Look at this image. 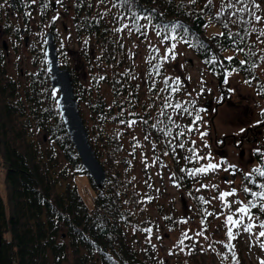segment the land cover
I'll use <instances>...</instances> for the list:
<instances>
[{
    "label": "rangeland",
    "instance_id": "obj_1",
    "mask_svg": "<svg viewBox=\"0 0 264 264\" xmlns=\"http://www.w3.org/2000/svg\"><path fill=\"white\" fill-rule=\"evenodd\" d=\"M74 1L51 0L42 7L39 0H20L18 5L0 0V45L7 73L19 89L35 78L39 92L56 106L57 89L50 87L49 76L45 79L44 34L53 32L59 62L74 80L89 140L105 167L102 184L93 186L86 169L71 171L47 129L36 128L60 166L67 168L66 177L86 205H93L98 190L114 195L126 238L156 264H264V237L259 236L264 208L251 206L247 214L238 211L248 199L242 172L258 167L256 151L264 150V127L255 130L257 123H264V0H211L214 9L226 7L229 12L246 2L262 17L257 21L246 12L242 30L248 36L237 47L242 51L253 47L260 63L251 73L224 69L221 77L210 71L189 43L175 37L170 41L159 26L139 17L141 30H136L113 0H89L88 16L101 18L103 24L96 30L83 28ZM205 25L207 32L221 30L214 20ZM15 27L23 30L17 34ZM233 51L224 49L227 55ZM166 146L184 166L189 187L164 160ZM209 163L219 167L189 175ZM1 174L0 168L3 192ZM200 201L206 207H199ZM229 216L241 223L229 224ZM249 224L254 225L251 232L245 231ZM70 257L67 251L66 262Z\"/></svg>",
    "mask_w": 264,
    "mask_h": 264
},
{
    "label": "trees",
    "instance_id": "obj_2",
    "mask_svg": "<svg viewBox=\"0 0 264 264\" xmlns=\"http://www.w3.org/2000/svg\"><path fill=\"white\" fill-rule=\"evenodd\" d=\"M19 1L15 0L16 5ZM113 1L131 18L136 30H141L140 19H144L148 25L159 26L164 33L174 34L189 43L218 77L222 76L223 69L232 67L251 73L261 61L259 52L253 47L244 51L237 49L241 40L248 36L242 27L243 16L249 11L233 8L229 12L226 7L216 10L209 0H195L194 3L192 0ZM49 2L51 0H39L42 7ZM77 4L78 20L83 28L99 29L103 20L88 16L89 0H75L73 6ZM82 7L84 12H81ZM208 20L219 23L221 30L207 32L205 24ZM15 32L19 30L15 29ZM107 41L110 44L112 40ZM225 48L234 51L227 55ZM50 100L39 92L35 78L19 89L17 80L7 73L5 51L0 45V168L3 183V192L0 185V264H156L126 238L113 203L116 202L114 195L98 190L93 205L88 207L74 182L66 177L67 168L60 166L57 155L43 141L42 131L37 126L47 129L61 148L71 171L85 170V167L65 131L57 106ZM48 114H52L50 120ZM32 119L35 122H31ZM256 126L259 127L255 130L259 131L264 123L259 122ZM159 146L164 147L163 141ZM162 156L174 175L188 185V174L169 147L162 151ZM255 157L260 165L254 169L264 170V150H257ZM105 159L110 169V159ZM254 169L242 172V176L248 184L244 187L248 204L251 209L253 204V209H258L263 198L253 196L252 190L264 191L261 188L264 176ZM90 180L96 186L91 177ZM198 206L206 207L201 201ZM173 218L169 217L170 220ZM67 251L70 262H66Z\"/></svg>",
    "mask_w": 264,
    "mask_h": 264
},
{
    "label": "water",
    "instance_id": "obj_3",
    "mask_svg": "<svg viewBox=\"0 0 264 264\" xmlns=\"http://www.w3.org/2000/svg\"><path fill=\"white\" fill-rule=\"evenodd\" d=\"M45 56L49 69L50 83L53 88H58L55 96L61 119L67 133L77 149L80 160L86 166L97 184H101L105 168L96 156L88 139L87 129L77 104L70 70L65 65H60L53 33L48 30L45 34Z\"/></svg>",
    "mask_w": 264,
    "mask_h": 264
},
{
    "label": "snow or ice",
    "instance_id": "obj_4",
    "mask_svg": "<svg viewBox=\"0 0 264 264\" xmlns=\"http://www.w3.org/2000/svg\"><path fill=\"white\" fill-rule=\"evenodd\" d=\"M192 2L194 3L195 0H192ZM209 3H211V0H209ZM255 7L259 8L260 6L258 4L255 5ZM240 11H249V14L251 16L254 17L255 20L259 21L262 19L261 16L259 15H255L254 12H252L246 2H245V7L241 8ZM137 19L139 17H136ZM124 27H127V25H125ZM139 30V29H137ZM119 31V29H118ZM261 35H264V32H261ZM175 48V44L172 45L171 48L168 49V51L171 53L173 51V49ZM174 58V57H173ZM164 59H167V57H164ZM229 60L233 59L232 57H228ZM241 63H244L243 61H241ZM178 79V78H177ZM226 82V81H225ZM173 91H178V89L174 88ZM167 106H172V105H167ZM176 108H180L182 107L180 104H176L175 105ZM197 119H199V117H197ZM134 123V122H133ZM241 131H244V129H241ZM180 147H183V144L180 145ZM217 167H219V165H216V164H212V163H209L206 167H202V168H199V169H195V170H192L189 172V175H194L195 173H206L208 172L209 170H214L216 169ZM254 171L258 172L260 174V176H264V170L262 169H254ZM251 175V174H249ZM261 188H264V185H261ZM245 191L247 192H250L251 190L250 189H245ZM234 194V191L233 192H226V193H222L221 194V197H227V196H230V195H233ZM253 196H259L261 198H264V191H261V192H258V193H252ZM255 205L253 204L252 207H254ZM262 208H264V204L261 205ZM238 211H240L241 213H245L247 214L249 211H250V207L248 205H245L244 207L238 209ZM228 223L229 224H233V225H239L241 223V221L239 220H234L231 216L228 217ZM254 225L252 224H249L247 226H245V231L247 232H251L252 231V228H253ZM261 227L264 228V224H261ZM146 231H151L150 229L146 230ZM186 235V234H185ZM229 236L232 237V231L231 229H229ZM259 236L261 237H264V231H260L259 232ZM234 238V237H233ZM180 243H183V241H180ZM262 247H264V245H262Z\"/></svg>",
    "mask_w": 264,
    "mask_h": 264
}]
</instances>
